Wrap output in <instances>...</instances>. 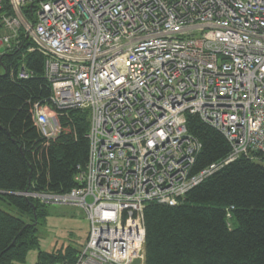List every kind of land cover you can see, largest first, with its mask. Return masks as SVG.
<instances>
[{
	"label": "built area",
	"instance_id": "1",
	"mask_svg": "<svg viewBox=\"0 0 264 264\" xmlns=\"http://www.w3.org/2000/svg\"><path fill=\"white\" fill-rule=\"evenodd\" d=\"M22 35L50 85L48 103L32 106L40 135L58 137L69 109L89 115L78 184L16 193L85 213L76 264H134L149 202L175 205L224 165L264 156V0H0V56ZM188 115L230 146L196 173L201 143Z\"/></svg>",
	"mask_w": 264,
	"mask_h": 264
},
{
	"label": "trees",
	"instance_id": "2",
	"mask_svg": "<svg viewBox=\"0 0 264 264\" xmlns=\"http://www.w3.org/2000/svg\"><path fill=\"white\" fill-rule=\"evenodd\" d=\"M26 13L33 19L32 11ZM31 44L22 35L20 44L0 56V264H21L31 249L37 251L34 264H74L79 249L39 248L43 204L16 194L30 187L67 192L78 184L77 166L88 158L87 110H67L60 117L62 132L52 140L35 126L32 106L48 103L50 85L44 57L29 51ZM22 66L33 76L17 78ZM186 125L201 143L193 173L227 156L230 146L220 131L196 115H188ZM143 217V264H264V156L224 165L175 205L149 202Z\"/></svg>",
	"mask_w": 264,
	"mask_h": 264
},
{
	"label": "rangeland",
	"instance_id": "3",
	"mask_svg": "<svg viewBox=\"0 0 264 264\" xmlns=\"http://www.w3.org/2000/svg\"><path fill=\"white\" fill-rule=\"evenodd\" d=\"M30 42L32 43L30 45L31 47L34 45V41L30 40ZM30 47L28 49L29 51H31ZM64 130L65 132L69 131L68 125L64 126ZM5 209L22 218H27L26 214L16 209L9 207ZM40 210L44 212V217L39 219L36 233L39 238V248L41 250L50 251L57 247L70 245L76 250L79 249L77 255L85 252L84 246L90 228V222L86 219L85 213L82 210L72 205L49 203H44L40 207ZM36 254V249L29 250L24 262L21 264H34ZM143 262L144 250H142L139 258L134 261V264H143Z\"/></svg>",
	"mask_w": 264,
	"mask_h": 264
},
{
	"label": "crops",
	"instance_id": "4",
	"mask_svg": "<svg viewBox=\"0 0 264 264\" xmlns=\"http://www.w3.org/2000/svg\"><path fill=\"white\" fill-rule=\"evenodd\" d=\"M71 206V205H70Z\"/></svg>",
	"mask_w": 264,
	"mask_h": 264
}]
</instances>
